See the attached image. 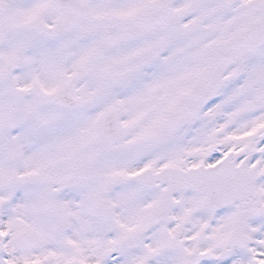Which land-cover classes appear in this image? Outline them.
<instances>
[{
	"label": "snow or ice",
	"instance_id": "1",
	"mask_svg": "<svg viewBox=\"0 0 264 264\" xmlns=\"http://www.w3.org/2000/svg\"><path fill=\"white\" fill-rule=\"evenodd\" d=\"M0 264H264V0H0Z\"/></svg>",
	"mask_w": 264,
	"mask_h": 264
}]
</instances>
